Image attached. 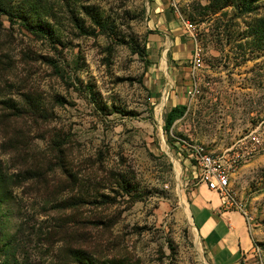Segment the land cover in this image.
<instances>
[{"label": "rangeland", "instance_id": "1", "mask_svg": "<svg viewBox=\"0 0 264 264\" xmlns=\"http://www.w3.org/2000/svg\"><path fill=\"white\" fill-rule=\"evenodd\" d=\"M252 130L228 191L197 181L183 141ZM200 191L242 206L264 264V0H0V264H213Z\"/></svg>", "mask_w": 264, "mask_h": 264}, {"label": "crops", "instance_id": "2", "mask_svg": "<svg viewBox=\"0 0 264 264\" xmlns=\"http://www.w3.org/2000/svg\"><path fill=\"white\" fill-rule=\"evenodd\" d=\"M171 22L168 19V24ZM216 197L205 196L200 191L192 199L193 220L198 225L200 238L213 264H243L244 254L251 250L255 236L243 213L224 205L220 197Z\"/></svg>", "mask_w": 264, "mask_h": 264}, {"label": "built area", "instance_id": "3", "mask_svg": "<svg viewBox=\"0 0 264 264\" xmlns=\"http://www.w3.org/2000/svg\"><path fill=\"white\" fill-rule=\"evenodd\" d=\"M194 27L192 22H184V29L192 35ZM193 49L191 61L193 66L196 67L201 63V47L195 43ZM247 139L251 140V145H249ZM260 142L259 134L252 130L245 135L244 141L235 142L222 151H214L207 144L199 141H183L181 145L194 169L193 175L197 181L204 184L209 190L225 192L228 191L224 188L225 178L233 172L235 167H238V163L245 162L250 158L256 149V145ZM239 209L245 212L242 206ZM252 251L258 255L259 246L253 245ZM243 261H246V254H244Z\"/></svg>", "mask_w": 264, "mask_h": 264}, {"label": "trees", "instance_id": "4", "mask_svg": "<svg viewBox=\"0 0 264 264\" xmlns=\"http://www.w3.org/2000/svg\"><path fill=\"white\" fill-rule=\"evenodd\" d=\"M184 109H185V104H181V103H176L170 106L164 117L165 130H168L172 122L183 114ZM195 225L198 226L196 222ZM82 254H83L82 258L77 260L79 264H96V261L92 259L85 251H83Z\"/></svg>", "mask_w": 264, "mask_h": 264}, {"label": "bare ground", "instance_id": "5", "mask_svg": "<svg viewBox=\"0 0 264 264\" xmlns=\"http://www.w3.org/2000/svg\"><path fill=\"white\" fill-rule=\"evenodd\" d=\"M238 168V167H237ZM236 168L233 170L232 173H230L224 180V188L225 189H229L230 185H231V180H232V176L234 175Z\"/></svg>", "mask_w": 264, "mask_h": 264}]
</instances>
